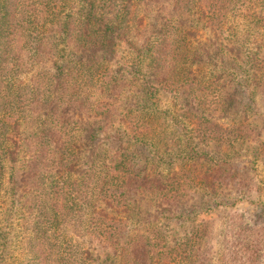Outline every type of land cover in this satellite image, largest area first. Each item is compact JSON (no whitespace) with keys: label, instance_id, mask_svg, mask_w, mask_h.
<instances>
[{"label":"trees","instance_id":"16d2710c","mask_svg":"<svg viewBox=\"0 0 264 264\" xmlns=\"http://www.w3.org/2000/svg\"><path fill=\"white\" fill-rule=\"evenodd\" d=\"M262 164L264 0H0V264H262Z\"/></svg>","mask_w":264,"mask_h":264},{"label":"rangeland","instance_id":"374dc122","mask_svg":"<svg viewBox=\"0 0 264 264\" xmlns=\"http://www.w3.org/2000/svg\"><path fill=\"white\" fill-rule=\"evenodd\" d=\"M210 36V34H209ZM209 36H206L205 38L209 37ZM203 38V41H205L206 39ZM206 42V41H205ZM210 41H207V43H209ZM172 99L171 97L169 96H163V105H167L169 103H171ZM262 170H264V164H262ZM264 173V171H263ZM200 206H201V202H200V199L197 198V199H194V200H190L188 201L187 203L179 206L177 208V212H183V211H190V210H198L200 209ZM249 210V211H252L253 210V207L249 204V203H244V204H239L236 208H233L232 211H235V210ZM229 212H225L223 210H219L217 211L216 213H212V214H202L199 219H208L210 217H216V228H217V231L220 230L224 224V222H226V216H228ZM180 231H182V228H180ZM221 243H222V238L218 239L216 241V246H215V250L216 251H219L220 247H221ZM262 264H264V254H263V257H262V261H261Z\"/></svg>","mask_w":264,"mask_h":264}]
</instances>
